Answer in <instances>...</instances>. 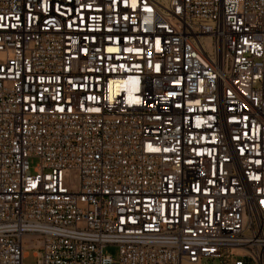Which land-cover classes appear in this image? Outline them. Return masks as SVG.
I'll list each match as a JSON object with an SVG mask.
<instances>
[{
  "label": "built area",
  "instance_id": "obj_1",
  "mask_svg": "<svg viewBox=\"0 0 264 264\" xmlns=\"http://www.w3.org/2000/svg\"><path fill=\"white\" fill-rule=\"evenodd\" d=\"M30 251L264 264V0H0V264Z\"/></svg>",
  "mask_w": 264,
  "mask_h": 264
},
{
  "label": "rangeland",
  "instance_id": "obj_2",
  "mask_svg": "<svg viewBox=\"0 0 264 264\" xmlns=\"http://www.w3.org/2000/svg\"><path fill=\"white\" fill-rule=\"evenodd\" d=\"M37 164L36 159H31V165L34 166ZM104 253L117 258L119 255V247L117 245H107L104 248ZM235 258L229 256V260L232 263ZM26 264H35L36 258L33 256L32 251H30L29 256L25 259ZM201 264H223V260L220 258L215 259H203Z\"/></svg>",
  "mask_w": 264,
  "mask_h": 264
},
{
  "label": "bare ground",
  "instance_id": "obj_3",
  "mask_svg": "<svg viewBox=\"0 0 264 264\" xmlns=\"http://www.w3.org/2000/svg\"><path fill=\"white\" fill-rule=\"evenodd\" d=\"M26 255H28V252L26 253ZM185 264H200V263L196 262V263H185Z\"/></svg>",
  "mask_w": 264,
  "mask_h": 264
}]
</instances>
